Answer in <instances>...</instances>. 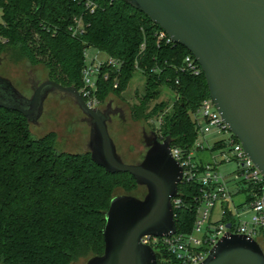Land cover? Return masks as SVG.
Listing matches in <instances>:
<instances>
[{
	"label": "trees",
	"instance_id": "16d2710c",
	"mask_svg": "<svg viewBox=\"0 0 264 264\" xmlns=\"http://www.w3.org/2000/svg\"><path fill=\"white\" fill-rule=\"evenodd\" d=\"M90 1L92 9L85 0H0V57L41 67L46 79L77 91L87 50L117 60L118 69L105 66L96 81L98 109L139 72L144 94L129 107L131 120L148 122L171 148L189 150L192 115L210 99L203 73L186 69L191 54L159 38L161 29L123 1ZM76 21L79 33L72 31ZM161 87L174 95L170 110L164 102L150 107ZM55 142L53 133L34 137L22 115L0 109V264H73L102 255L110 200L117 189L130 195L138 187L130 174L107 173L89 153L63 152ZM198 196L196 184L179 183L176 234L192 232Z\"/></svg>",
	"mask_w": 264,
	"mask_h": 264
},
{
	"label": "water",
	"instance_id": "95a60500",
	"mask_svg": "<svg viewBox=\"0 0 264 264\" xmlns=\"http://www.w3.org/2000/svg\"><path fill=\"white\" fill-rule=\"evenodd\" d=\"M121 1L191 54L217 113L264 178V0ZM31 90L26 97L0 76V109L37 124L50 93L71 97L89 127L85 152L92 162L110 174H130L146 190L142 198L119 195L110 200L102 229L104 252L86 264H156L155 253L140 240L175 233L171 200L178 197L182 169L168 139L160 141L152 132L141 161L127 164L109 134L108 112L88 107L75 88L48 79L32 84ZM199 264H264V251L252 239L229 235Z\"/></svg>",
	"mask_w": 264,
	"mask_h": 264
},
{
	"label": "built area",
	"instance_id": "2783aa9c",
	"mask_svg": "<svg viewBox=\"0 0 264 264\" xmlns=\"http://www.w3.org/2000/svg\"><path fill=\"white\" fill-rule=\"evenodd\" d=\"M85 5L90 9L94 7L90 0H85ZM75 23L72 31L79 33L80 23ZM165 37L167 36L161 32L159 38ZM167 41L171 42L168 38ZM94 52L92 57L87 51L84 54L83 86L78 92L88 107L98 109L96 81L105 66L118 69L120 63L98 51ZM184 63L187 70L196 75L201 73L191 55L185 58ZM103 77L106 79V75ZM192 119L196 126V138L192 147L187 151L170 147V152L182 169L180 183H192L199 187L196 219L192 232L188 235L173 233L163 237L141 238V244L150 247L155 255L157 252H164L159 262L156 259V264H199L221 238L229 235L244 236L260 246L264 242V178L244 153L238 139L230 133L211 99L200 104ZM210 134H225L227 138L209 139ZM205 151L210 155L208 161L200 157ZM214 153H218L217 158L213 156ZM224 164H233L234 168L222 174L219 168ZM237 195H242L243 201L235 203ZM180 204L178 197L173 198L172 210ZM216 206L219 210L214 222L212 218Z\"/></svg>",
	"mask_w": 264,
	"mask_h": 264
},
{
	"label": "rangeland",
	"instance_id": "374dc122",
	"mask_svg": "<svg viewBox=\"0 0 264 264\" xmlns=\"http://www.w3.org/2000/svg\"><path fill=\"white\" fill-rule=\"evenodd\" d=\"M1 21V12H0ZM87 53L90 57L94 55V50L89 49ZM0 76L7 78L12 84L25 95L30 97L32 94V83H41L46 80V74L41 67L30 68L26 63H12L6 56L0 57ZM144 78L139 72H135L130 79L126 90L119 96L109 95L101 109L112 111L108 124L109 134L116 146L117 153L127 164H134L141 160L146 152L145 138L151 132L150 124L145 121H133L130 118L129 107L137 104L144 94ZM174 100L173 93L165 87L160 88V93L150 107L156 103L164 102L167 110H170ZM156 119H151L149 123H155ZM31 134L34 137H41L47 133L55 135L57 150L67 153L85 152L88 141L89 127L86 118L80 111L73 99L62 93H50L44 102L43 113L38 119L37 124H29ZM209 139H226L227 135L220 136L210 134ZM213 156L217 158L218 153ZM200 157L203 160H210L207 151ZM233 164H224L219 168V172L224 174L232 171ZM146 194L144 187L138 186L132 194L142 198ZM115 195H125L120 189L115 191ZM243 201L242 195L234 198L235 203ZM219 207L214 209L212 220L215 222L218 217ZM251 215V214H250ZM264 251V242L261 243ZM88 259H80L73 264H86Z\"/></svg>",
	"mask_w": 264,
	"mask_h": 264
},
{
	"label": "flooded vegetation",
	"instance_id": "af4514ba",
	"mask_svg": "<svg viewBox=\"0 0 264 264\" xmlns=\"http://www.w3.org/2000/svg\"><path fill=\"white\" fill-rule=\"evenodd\" d=\"M38 83V82H37ZM32 84H34V83H32ZM38 84H40V83H38ZM20 92V91H19ZM22 93V92H21ZM23 94V93H22ZM103 111H106V112H108L109 113V115L111 116V113H112V111L109 109V107H107L106 109H104ZM151 139H152V132H150L149 134H148V136L145 138V143H146V147H147V145L149 144V143H151ZM146 150H147V148H146ZM142 159V158H141ZM141 161V160H140ZM139 161V162H140ZM138 163V162H137ZM134 164H136V163H134Z\"/></svg>",
	"mask_w": 264,
	"mask_h": 264
}]
</instances>
